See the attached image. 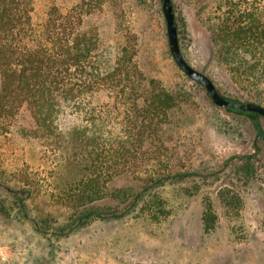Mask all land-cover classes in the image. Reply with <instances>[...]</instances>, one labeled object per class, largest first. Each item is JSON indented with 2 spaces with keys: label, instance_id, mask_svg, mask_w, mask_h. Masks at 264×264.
<instances>
[{
  "label": "rangeland",
  "instance_id": "1",
  "mask_svg": "<svg viewBox=\"0 0 264 264\" xmlns=\"http://www.w3.org/2000/svg\"><path fill=\"white\" fill-rule=\"evenodd\" d=\"M87 1L34 0L33 22L41 29L53 6L67 12ZM99 1L90 14L91 27L101 31L105 46L126 49L131 75L138 66L182 96L164 130L178 173L163 184L143 185L139 178L154 167L153 146L138 150L128 142L129 171L116 175L109 188L147 187L138 204L128 207L108 197L99 204L124 215L63 232L58 226L69 224L75 211L52 193L59 187L41 157L46 142L27 135L35 121L24 105L10 124L15 135L3 138L9 142L14 135V141L2 145L0 138V152L7 155L5 160L0 155V176L7 179L0 180V264H264V137L250 118L217 104L178 65L163 0ZM216 5L217 0H174L183 53L224 95L249 101L247 91L217 60L207 24ZM99 98L110 108L117 102L110 88ZM127 107L113 115L121 120ZM18 174L30 176L32 186ZM34 217L44 219L45 231L37 229Z\"/></svg>",
  "mask_w": 264,
  "mask_h": 264
},
{
  "label": "trees",
  "instance_id": "2",
  "mask_svg": "<svg viewBox=\"0 0 264 264\" xmlns=\"http://www.w3.org/2000/svg\"><path fill=\"white\" fill-rule=\"evenodd\" d=\"M100 2L88 0L87 6L67 12L53 6L38 29L33 22L34 0H0V138L2 145L12 143L16 129L10 124L28 105L35 127L27 135L47 143L41 157L59 187L52 193L75 211L72 224H66L70 227L58 226L63 232L95 219L124 215V211L99 204L108 197L128 207L138 204L147 187L109 188L116 175L129 171L125 168L131 151L128 142L138 150L153 146L154 167L139 178L143 185L163 184L178 173L164 143V130L173 122L182 96L138 66L131 75L128 65L132 59H126V49L105 46L101 31L91 27L90 14ZM176 22L180 38L177 16ZM207 24L217 60L252 101L264 105V0H217ZM109 88L117 99L111 108L99 98ZM131 97L132 105L127 103ZM123 106L127 108L120 120L113 112L119 116ZM227 109L250 118L264 137V116ZM9 133L14 135H9L8 142L3 138ZM0 153L5 160L7 155ZM18 175L32 186L30 176ZM155 213L153 217H158ZM31 219L37 229L45 231L44 219Z\"/></svg>",
  "mask_w": 264,
  "mask_h": 264
},
{
  "label": "water",
  "instance_id": "3",
  "mask_svg": "<svg viewBox=\"0 0 264 264\" xmlns=\"http://www.w3.org/2000/svg\"><path fill=\"white\" fill-rule=\"evenodd\" d=\"M163 10L165 12L170 48L174 59L178 65L193 79L202 83L209 91L213 100L224 107L240 108L242 110L255 111L264 116V105L256 101H237L228 98L217 87L213 79L205 72L193 66L185 57L180 43L176 14L173 0H163Z\"/></svg>",
  "mask_w": 264,
  "mask_h": 264
}]
</instances>
